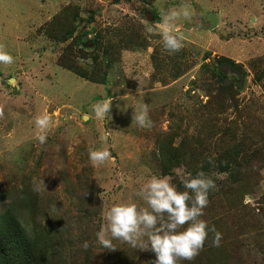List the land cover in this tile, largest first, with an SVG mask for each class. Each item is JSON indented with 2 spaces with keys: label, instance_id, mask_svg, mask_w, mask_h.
<instances>
[{
  "label": "rangeland",
  "instance_id": "1",
  "mask_svg": "<svg viewBox=\"0 0 264 264\" xmlns=\"http://www.w3.org/2000/svg\"><path fill=\"white\" fill-rule=\"evenodd\" d=\"M182 2L192 16L173 22L184 47L169 55L159 11ZM0 48L13 57L0 64V233L27 235L34 264H154L103 247V213L147 207L136 192L153 175L183 191L176 171L200 170L225 177L201 217L221 240L178 264H264V0H0ZM142 105L150 130L132 122ZM89 149L111 157L94 167Z\"/></svg>",
  "mask_w": 264,
  "mask_h": 264
},
{
  "label": "clouds",
  "instance_id": "2",
  "mask_svg": "<svg viewBox=\"0 0 264 264\" xmlns=\"http://www.w3.org/2000/svg\"><path fill=\"white\" fill-rule=\"evenodd\" d=\"M159 15L158 34L162 38L164 49L169 55L179 53L184 47V38L180 35L182 24L173 22L190 19L191 6L182 2L167 13L160 10ZM12 63L13 57L0 48V64ZM111 108L112 101L92 105L97 119H103ZM3 116V108H0V118ZM132 122L141 129L152 128L153 122L149 118L147 105L140 106L133 114ZM35 125L39 130L36 139L41 144L46 143L47 134L52 127L51 118L47 115L37 116ZM106 139L107 137L101 136L102 141ZM110 157L111 153L106 149H89V160L94 167L105 164ZM208 163L214 166L213 160L209 159ZM176 175L183 191L171 183L167 176L153 175L136 192V196L147 207H138L135 203H118L107 209L103 213L106 227L96 233L98 242L103 247L114 250L112 240L116 239L133 248L150 250L155 254L154 264H178L181 260H194L204 248L210 232L213 234L212 246L218 247L221 233L201 217L209 204L210 192L217 189L216 180H223L225 177L219 172L207 174L204 170L198 171L195 176L181 171H176ZM33 191H40V186L35 182ZM84 247H88L87 241Z\"/></svg>",
  "mask_w": 264,
  "mask_h": 264
},
{
  "label": "trees",
  "instance_id": "3",
  "mask_svg": "<svg viewBox=\"0 0 264 264\" xmlns=\"http://www.w3.org/2000/svg\"><path fill=\"white\" fill-rule=\"evenodd\" d=\"M220 169L225 167L220 166ZM10 237L0 233V264H34L35 250L27 235L18 229L11 232Z\"/></svg>",
  "mask_w": 264,
  "mask_h": 264
},
{
  "label": "water",
  "instance_id": "4",
  "mask_svg": "<svg viewBox=\"0 0 264 264\" xmlns=\"http://www.w3.org/2000/svg\"><path fill=\"white\" fill-rule=\"evenodd\" d=\"M208 18L210 19V27L213 28L217 24V17L213 13L208 14Z\"/></svg>",
  "mask_w": 264,
  "mask_h": 264
}]
</instances>
